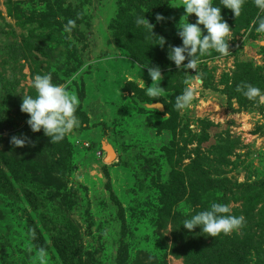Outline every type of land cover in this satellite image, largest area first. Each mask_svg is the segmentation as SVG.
Returning <instances> with one entry per match:
<instances>
[{
    "label": "rangeland",
    "instance_id": "obj_1",
    "mask_svg": "<svg viewBox=\"0 0 264 264\" xmlns=\"http://www.w3.org/2000/svg\"><path fill=\"white\" fill-rule=\"evenodd\" d=\"M180 5L0 0V264H216L222 247L236 250L227 264H264V100L237 91L264 93V33L253 24L264 12L246 0L234 17L213 0L231 29L229 54L210 51L195 72L168 59L182 44ZM143 14L163 48L136 25ZM156 65L164 91L153 100L143 66ZM49 73L80 100L81 126L59 143L20 111L22 95H35L31 78ZM196 76L190 108L177 110ZM21 134L29 142L12 145ZM213 202L243 216L242 227L214 238L183 227Z\"/></svg>",
    "mask_w": 264,
    "mask_h": 264
},
{
    "label": "clouds",
    "instance_id": "obj_2",
    "mask_svg": "<svg viewBox=\"0 0 264 264\" xmlns=\"http://www.w3.org/2000/svg\"><path fill=\"white\" fill-rule=\"evenodd\" d=\"M246 0H220L223 8L231 10L234 17L241 14ZM254 5L264 12V0H253ZM184 15L183 21L176 25L177 35L182 41L180 46H169L168 59L180 69H191L196 72L199 64V57L215 51L222 56L229 54L228 41L231 39V29L221 15V8L213 5V0H181ZM174 7V6H173ZM194 14L195 23H189V15ZM164 17L157 15L156 20L161 21ZM137 26L145 29L151 37H158L159 45L163 48L166 39L162 36H154V24L142 16L135 20ZM257 33H264V16H258L253 22ZM203 26V29L201 28ZM76 28V21L69 19L64 25V31L71 33ZM206 33V34H205ZM187 59V63L183 62ZM147 68V74L152 83L146 87V95L150 98L158 99L164 91L159 82L163 79L160 66H143ZM184 91L176 97L175 108L177 110H187L197 94V85L203 83L199 76L192 80L185 81ZM31 88L35 95H22L20 111L28 115L26 124L33 133L43 131L49 138L50 143L61 142L67 134L79 128L80 121L76 116L80 100L79 97L63 83H54L52 75L36 74L31 78ZM237 91L249 100L259 97L264 100V93L261 89L248 83L237 86ZM29 142V138L21 134L20 137L12 136L10 143L16 147H24ZM228 204L213 202L206 209L196 212L182 223L189 232L195 228L206 236L216 237L220 234H229L238 230L244 224L243 216H234ZM43 255V250H41Z\"/></svg>",
    "mask_w": 264,
    "mask_h": 264
},
{
    "label": "trees",
    "instance_id": "obj_3",
    "mask_svg": "<svg viewBox=\"0 0 264 264\" xmlns=\"http://www.w3.org/2000/svg\"><path fill=\"white\" fill-rule=\"evenodd\" d=\"M214 252L215 253V257L213 258L216 264H227L230 263L229 259L232 258V256L235 255L236 250L233 248H227V247H222L221 249H216ZM208 254L204 255L205 258V262L208 261L207 259ZM212 260V259H211Z\"/></svg>",
    "mask_w": 264,
    "mask_h": 264
},
{
    "label": "water",
    "instance_id": "obj_4",
    "mask_svg": "<svg viewBox=\"0 0 264 264\" xmlns=\"http://www.w3.org/2000/svg\"><path fill=\"white\" fill-rule=\"evenodd\" d=\"M156 106H157L158 108L162 109V106H161V105H156ZM111 153H112V152H109V151H108V156H107V158H108L109 156L111 157V155H112Z\"/></svg>",
    "mask_w": 264,
    "mask_h": 264
},
{
    "label": "bare ground",
    "instance_id": "obj_5",
    "mask_svg": "<svg viewBox=\"0 0 264 264\" xmlns=\"http://www.w3.org/2000/svg\"><path fill=\"white\" fill-rule=\"evenodd\" d=\"M109 152H111V151H109ZM112 155H111V157L109 156L108 158H107V160H109V159H111L112 157H113V153H111Z\"/></svg>",
    "mask_w": 264,
    "mask_h": 264
}]
</instances>
